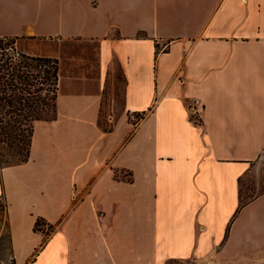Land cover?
Segmentation results:
<instances>
[{
    "label": "crops",
    "instance_id": "1",
    "mask_svg": "<svg viewBox=\"0 0 264 264\" xmlns=\"http://www.w3.org/2000/svg\"><path fill=\"white\" fill-rule=\"evenodd\" d=\"M3 37L60 65L55 118L0 166L13 264H262L264 193L237 209L264 152V0H0Z\"/></svg>",
    "mask_w": 264,
    "mask_h": 264
},
{
    "label": "trees",
    "instance_id": "2",
    "mask_svg": "<svg viewBox=\"0 0 264 264\" xmlns=\"http://www.w3.org/2000/svg\"><path fill=\"white\" fill-rule=\"evenodd\" d=\"M16 37L0 38V166L27 162L37 121L54 119L59 84V60L49 56L30 55L16 47ZM51 115L47 118V116ZM10 160L4 159L5 155ZM261 194V193H260ZM259 194L244 199L239 189L237 211ZM47 225L38 218L35 231ZM48 225L45 235L55 229Z\"/></svg>",
    "mask_w": 264,
    "mask_h": 264
},
{
    "label": "rangeland",
    "instance_id": "3",
    "mask_svg": "<svg viewBox=\"0 0 264 264\" xmlns=\"http://www.w3.org/2000/svg\"><path fill=\"white\" fill-rule=\"evenodd\" d=\"M28 50L30 52H34L35 54H39L37 56L48 55L56 58L55 54H57L53 46L45 40L37 41L34 44H31ZM121 94V89H118L116 91V95L114 96L116 98V103L118 104L117 106L121 104ZM108 97L109 96H107V98ZM50 115L51 112L47 116V118ZM4 159L10 160V156L6 154ZM251 169H253L251 174L245 176L241 181V195L244 199L255 196L256 194L264 193V152L261 154V157H259V159L252 163ZM26 222L27 221H21L18 217H12V226L16 232H24V229H26ZM48 225L49 224L42 225L39 230H42L43 233L46 234ZM23 243L25 244V242ZM0 264H13L10 235L7 224V208L6 203L4 202L2 197H0ZM262 264H264V259L262 260Z\"/></svg>",
    "mask_w": 264,
    "mask_h": 264
},
{
    "label": "built area",
    "instance_id": "4",
    "mask_svg": "<svg viewBox=\"0 0 264 264\" xmlns=\"http://www.w3.org/2000/svg\"><path fill=\"white\" fill-rule=\"evenodd\" d=\"M199 106H200L199 99H193V102L189 107L191 121L196 123L199 122Z\"/></svg>",
    "mask_w": 264,
    "mask_h": 264
}]
</instances>
